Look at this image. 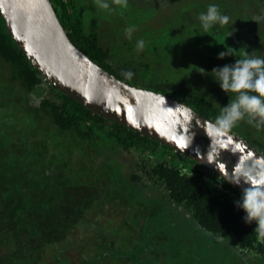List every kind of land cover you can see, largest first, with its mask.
Masks as SVG:
<instances>
[{"label":"trees","instance_id":"trees-1","mask_svg":"<svg viewBox=\"0 0 264 264\" xmlns=\"http://www.w3.org/2000/svg\"><path fill=\"white\" fill-rule=\"evenodd\" d=\"M51 2L73 44L99 66L214 122L235 97L212 70L245 53L264 57V0H203L184 12L188 50L201 66L182 82L149 76V64L119 61L100 32L86 31L82 0ZM211 3L231 20L205 31L198 16ZM226 49L233 56L218 59ZM247 121L230 132L264 154V125ZM177 153L63 95L0 18V264H74L69 253L90 237L98 244L81 250L78 264H264L257 224L245 223L236 207L242 192L183 153L198 168L177 162Z\"/></svg>","mask_w":264,"mask_h":264},{"label":"water","instance_id":"water-1","mask_svg":"<svg viewBox=\"0 0 264 264\" xmlns=\"http://www.w3.org/2000/svg\"><path fill=\"white\" fill-rule=\"evenodd\" d=\"M0 18L28 59L63 95L92 113L181 152L223 179L264 154L243 137L214 133V123L162 93L108 72L68 36L51 0H0ZM243 192L247 185L232 184Z\"/></svg>","mask_w":264,"mask_h":264},{"label":"rangeland","instance_id":"rangeland-1","mask_svg":"<svg viewBox=\"0 0 264 264\" xmlns=\"http://www.w3.org/2000/svg\"><path fill=\"white\" fill-rule=\"evenodd\" d=\"M202 1L127 0V5L123 6L115 3V0H107L111 6L109 10L100 8L96 0H82L80 15L86 31L100 32L101 38H104L103 43L107 42L114 48V54L119 61H134L135 66L146 63L151 66L149 76L182 82L186 72L194 71V76H197L196 69L201 66V60L188 50L189 44L193 41L191 36H188V30L185 28L187 21L183 15L186 10L191 11L196 3ZM130 26H134L135 31L131 38H128L125 29ZM140 39L145 41L142 51H138L136 47ZM190 67L195 70H191ZM95 157L98 162H103L102 157L98 155ZM176 160L191 168L196 166L191 159L181 153H177ZM124 162L128 164V161ZM119 217L115 220L118 226L121 222ZM97 244L96 238L90 237L86 244L82 245V249L74 248L68 256L74 264H78L81 250L93 252ZM251 262L260 263L259 260ZM100 264L110 262L102 261Z\"/></svg>","mask_w":264,"mask_h":264},{"label":"clouds","instance_id":"clouds-1","mask_svg":"<svg viewBox=\"0 0 264 264\" xmlns=\"http://www.w3.org/2000/svg\"><path fill=\"white\" fill-rule=\"evenodd\" d=\"M96 2L102 9L111 8L107 0ZM115 3L126 6L127 0H115ZM198 20L200 26L207 31L215 25H228L231 17L222 13L218 4L211 3L206 11L199 14ZM134 31V26L125 29L128 38H131ZM136 47L138 51H142L145 41L138 40ZM228 55L232 54L226 49L219 53L218 59L223 60ZM211 74L221 90L228 95L233 94L235 98L230 99L227 106L221 107L220 115L207 127L214 133L226 136L245 117L248 118L249 124L255 122L258 129L264 125V57L245 53L242 58H237L234 64L214 68ZM125 75L131 78L133 73L129 71ZM226 181L237 186L241 182L247 185L243 189L241 199L236 202V207L245 212V223L257 224L254 230L257 239L264 240V157L257 159L252 166L241 165Z\"/></svg>","mask_w":264,"mask_h":264}]
</instances>
